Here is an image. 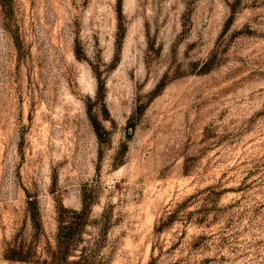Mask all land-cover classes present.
<instances>
[{
	"label": "rangeland",
	"instance_id": "obj_1",
	"mask_svg": "<svg viewBox=\"0 0 264 264\" xmlns=\"http://www.w3.org/2000/svg\"><path fill=\"white\" fill-rule=\"evenodd\" d=\"M119 1L0 0V264L84 190L103 264H264V0Z\"/></svg>",
	"mask_w": 264,
	"mask_h": 264
},
{
	"label": "trees",
	"instance_id": "obj_2",
	"mask_svg": "<svg viewBox=\"0 0 264 264\" xmlns=\"http://www.w3.org/2000/svg\"><path fill=\"white\" fill-rule=\"evenodd\" d=\"M121 0L119 1V12H121ZM103 86L101 85V90ZM95 132L100 140L103 139V127L101 123L91 116ZM96 203V197L87 190L82 194L81 210L66 208L62 202L57 206L58 232L55 246L47 248L48 259L45 264H103L100 258V248L106 236V227L102 228L99 237L93 241H85L87 228L92 225V209ZM34 227L37 232L41 230V221L37 202L30 201L28 206ZM106 225L108 216L103 214L102 220ZM5 258L11 262H28L32 259L30 248L24 245L9 247Z\"/></svg>",
	"mask_w": 264,
	"mask_h": 264
}]
</instances>
